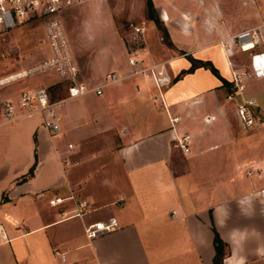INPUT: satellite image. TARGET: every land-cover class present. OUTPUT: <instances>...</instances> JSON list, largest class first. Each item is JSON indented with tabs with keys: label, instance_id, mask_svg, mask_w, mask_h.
Instances as JSON below:
<instances>
[{
	"label": "crops",
	"instance_id": "1",
	"mask_svg": "<svg viewBox=\"0 0 264 264\" xmlns=\"http://www.w3.org/2000/svg\"><path fill=\"white\" fill-rule=\"evenodd\" d=\"M152 1L171 44L147 16L145 1L152 32L141 50L144 62L166 61L174 78L190 66L188 56L209 59L227 82L199 65L161 94L150 77L131 74L128 48H71L79 76L91 89L69 97L56 77L63 84L51 107L57 134L43 123L50 110L15 121L0 117V124L24 118L27 133L24 142L17 136L9 150L0 149V181L7 183L0 186V264H215L213 226L227 244L221 264H264V91L254 87L242 95L249 81L264 76H243L238 91L225 46L206 45L208 22L215 35L229 32L228 9L218 23L202 16L203 2ZM242 2L248 0H236L235 11L245 12ZM193 14L206 28L188 33ZM108 18L112 22L111 13ZM187 36L196 39L191 48ZM44 47L24 51L22 69L0 81L28 68L32 56L48 57L51 49ZM109 71L118 79L106 81ZM22 84L23 90L33 87ZM13 89L8 98L15 100L19 93ZM240 98L253 100L254 120L235 127L230 117L238 115ZM169 114L179 121L172 124ZM183 131L191 134L185 153L174 144ZM34 162L33 174L22 180ZM70 193L85 201L80 213L74 199L49 203ZM112 217L117 228L86 236V224Z\"/></svg>",
	"mask_w": 264,
	"mask_h": 264
},
{
	"label": "rangeland",
	"instance_id": "2",
	"mask_svg": "<svg viewBox=\"0 0 264 264\" xmlns=\"http://www.w3.org/2000/svg\"><path fill=\"white\" fill-rule=\"evenodd\" d=\"M146 0H93L89 2H81L78 7H70L63 14V22L68 32V41L71 48H86L92 50L95 48H131L132 47H146V38L148 39L149 22L146 18L145 11ZM191 1V0H189ZM196 2H203L201 9L202 16L204 18L216 17L218 23H223L224 14L223 9L230 11L229 25L230 30L225 34L224 37L215 35V26L208 22L209 33L211 35L207 37L206 45L209 48H218L223 40L226 54L228 59L232 62L236 69L240 71L250 72V52L240 49V47L234 42L233 34L246 27L255 26L264 23V0H248V3H240V6L245 12H237L236 0H214L216 5L212 6L210 0H193ZM155 4V3H154ZM200 6V5H199ZM202 6V5H201ZM249 8L251 11L248 13L246 9ZM113 16L112 22L108 20V16ZM199 14V11L196 12ZM190 30H202L205 29V23L197 22L195 14L190 15ZM162 22V21H161ZM133 24H141L146 26V31L141 39L135 42L134 33L132 32ZM40 24L38 22H28L13 31L0 33V77L5 76L13 71L22 69V59L25 57V52H30L31 48H39L40 44H45L44 33L40 32ZM156 25V24H155ZM151 26V25H150ZM155 29L154 25H152ZM158 34H162L159 29ZM71 41H70V40ZM195 37L187 36V48L194 46ZM193 43V45H191ZM48 48V47H44ZM41 55L32 56L31 64L37 63L40 60ZM226 59V58H225ZM257 62L262 64V56L257 57ZM25 69L27 67L25 66ZM232 70V71H233ZM232 71L230 74L232 77ZM7 77V76H5ZM57 76L52 71H37L27 74L23 77H15L9 81L0 83V117L1 113V102L4 99L10 97L12 89L16 93H20L25 85L22 84L25 81L27 85H43L46 86L50 100L53 101L56 97L62 94V85L57 81ZM44 79V81H43ZM251 80V79H250ZM59 85V86H58ZM64 87V86H63ZM254 87L262 88L264 91V79L261 81L252 80L248 82V86L242 92L243 94L250 93ZM32 88V86H31ZM28 89V88H27ZM25 90V89H24ZM231 91H234L231 89ZM264 96V95H263ZM240 96H238L239 98ZM239 103L243 101L239 99ZM238 113V104H237ZM235 127L242 124L239 115L233 114L230 117ZM24 118L19 119L17 122H6L0 124V149H10V145L17 136L24 142L27 138V133L23 129ZM19 128V129H18ZM3 156V151L1 152ZM7 184L4 181H0V186Z\"/></svg>",
	"mask_w": 264,
	"mask_h": 264
},
{
	"label": "built area",
	"instance_id": "3",
	"mask_svg": "<svg viewBox=\"0 0 264 264\" xmlns=\"http://www.w3.org/2000/svg\"><path fill=\"white\" fill-rule=\"evenodd\" d=\"M86 0H0V33L7 32L28 22H38L42 25L44 33V42L51 49V54L39 62L22 70V75L31 74L37 71H52L61 81L65 82L67 87V96H77L88 92L89 88L80 78L78 66L73 58L68 36L65 31L62 13L67 8L77 5ZM146 31V26L133 24L132 32L134 33L135 42L141 39ZM234 42L244 51L250 52V72L232 71V82L240 91L243 86V76H264V23L255 26L242 28L236 31L232 36ZM221 45L224 42L221 41ZM128 48V63L134 68L131 74H141L150 77L155 86L161 93L163 88L169 85L173 80V75L169 70V63L166 61H151L145 63L141 50L145 47ZM262 56V64L257 62V57ZM18 72L15 75L21 73ZM106 81H115L118 75L114 71L105 74ZM97 93H101V86L94 87ZM162 94V93H161ZM162 99V95L160 96ZM163 100V99H162ZM53 101L50 100V94L46 86L36 85L32 88L22 90L17 98H7L1 102V118L4 121H15L18 118L50 110L51 118L44 119V126L49 130L51 135L60 131V126L56 121V116L52 112ZM253 100L243 99L238 104V115L244 126L253 123V113L251 109ZM170 122L179 121V116L169 114ZM175 145L182 152L190 151L191 134L183 131L174 136ZM72 147V143H68ZM264 195V189L260 190ZM65 199H74L73 193L67 196L56 195L49 198L50 204L62 203ZM75 200V199H74ZM76 202L77 213L83 211L86 205L85 201ZM119 226L115 218H109L107 221H94L84 226V232L87 237L92 238L103 232L113 230ZM61 258H65V253H60Z\"/></svg>",
	"mask_w": 264,
	"mask_h": 264
},
{
	"label": "trees",
	"instance_id": "4",
	"mask_svg": "<svg viewBox=\"0 0 264 264\" xmlns=\"http://www.w3.org/2000/svg\"><path fill=\"white\" fill-rule=\"evenodd\" d=\"M146 9H147V16L149 18L153 19L154 22L156 23L157 27L161 29L162 34H163V39L167 43L171 44V41L168 38L169 37L168 31H167L166 27L163 26L161 20L157 16L156 11H155V7H154V4H153L152 0H146ZM188 58L191 61L190 66L187 67V68L181 69L175 75L173 80L177 79L181 74H183L185 72H191V71H193V69L196 66L201 65V66L208 67L211 70V72L213 74H215L223 83L227 82V80L220 74L218 68L213 64V62L211 60H209V59H207V60L195 59V58H193L191 56H188ZM34 167H35V162L29 167L28 171L22 176L21 179L23 180V179L27 178L28 176L32 175ZM213 231H214L213 243H214V247H215L214 263L215 264H221L222 257L226 253L225 247H226L227 244H226V242H224L221 239L218 231L215 229L214 226H213Z\"/></svg>",
	"mask_w": 264,
	"mask_h": 264
},
{
	"label": "bare ground",
	"instance_id": "5",
	"mask_svg": "<svg viewBox=\"0 0 264 264\" xmlns=\"http://www.w3.org/2000/svg\"><path fill=\"white\" fill-rule=\"evenodd\" d=\"M23 73L21 72V73H19V74H17V75H12V76H10V77H8V78H5V79H3L2 81H9L10 79H14L15 77H18V76H21ZM2 81H0V82H2Z\"/></svg>",
	"mask_w": 264,
	"mask_h": 264
}]
</instances>
